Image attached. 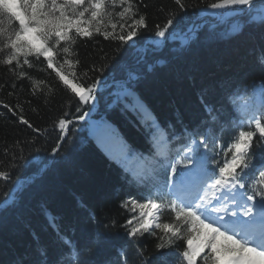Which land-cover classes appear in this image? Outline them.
<instances>
[{
  "label": "trees",
  "instance_id": "obj_1",
  "mask_svg": "<svg viewBox=\"0 0 264 264\" xmlns=\"http://www.w3.org/2000/svg\"><path fill=\"white\" fill-rule=\"evenodd\" d=\"M134 2L147 22L135 43L119 46V41L94 33L73 45V59L80 61L79 82L100 81L91 104H80L51 69L40 70L46 62L24 66L29 76L47 84L35 94L30 80H17L0 65V171L9 173L8 180L0 179V264H142L145 259L148 264H181L179 256L163 254L182 252L184 241L158 250L163 235L158 229L128 236L133 214L122 205L148 196L143 185L133 182L135 177L149 176L155 168L159 179H165L159 165L165 155L179 158L176 150L188 141V133L214 129L227 148L240 130L247 131L231 125L237 97H244L251 86H264V27L246 23L250 17L231 7L208 8L216 0H182L183 9L175 0ZM261 8L264 3L256 0L251 15ZM170 14L173 24L165 37H157L156 26L162 27ZM238 25H243L241 31H236ZM101 65L102 71H92ZM129 73L136 79L129 81ZM124 89L135 98L125 96ZM137 101L146 112L133 109ZM207 107L214 110L216 122ZM20 115L37 130L20 123ZM87 117L101 123L97 134L103 132L108 142L123 146L124 161L88 136ZM60 119L69 121L63 139ZM153 119L157 129L150 127ZM201 138L195 136L197 142ZM260 144L255 136L257 165L264 162ZM213 158L222 166L225 155ZM168 221L165 209L160 222ZM60 237L71 238L78 261L76 251L69 254ZM198 264H203L200 258Z\"/></svg>",
  "mask_w": 264,
  "mask_h": 264
},
{
  "label": "snow or ice",
  "instance_id": "obj_2",
  "mask_svg": "<svg viewBox=\"0 0 264 264\" xmlns=\"http://www.w3.org/2000/svg\"><path fill=\"white\" fill-rule=\"evenodd\" d=\"M175 4L181 9L185 7L182 0H175ZM255 4L256 0H216L209 3L208 8L231 7L250 17L246 23L264 27V8L259 9L257 15H251ZM172 24L170 14L162 27L156 26L155 35L165 37ZM146 28V17L140 14L134 0H0V65L7 66L17 80H30L35 94L37 90L43 91L47 84L29 76L23 70L24 66L31 69L46 62L40 70L51 69L59 81L70 87L80 104L88 105L96 100L100 81L94 80L87 85L79 82L76 69L80 61L73 59L77 56L73 49L77 39L91 38L95 33L119 41V46H123ZM242 28L243 25H238L236 31ZM260 63L264 65V57ZM104 67H94L92 71H102ZM133 79L136 77L129 73V81ZM12 86L14 88L15 84ZM48 91L53 89L48 88ZM261 92L264 94V86ZM127 94L131 95V92ZM3 107L17 115L8 104ZM133 109L142 113L147 111L138 101L133 104ZM207 111L216 122L214 110L207 107ZM86 115L88 113L78 119L83 120ZM242 116L231 126L242 129L247 123L249 129L254 125L255 130H240L227 148L221 138L216 137L214 129L188 133L186 139L189 142L177 151L178 159L173 161L167 155L163 157L159 168L164 170L165 179H159L155 168L149 176L134 178V183L148 190V196L143 202L130 199L122 205L127 207L130 203L133 210L139 209V216L127 221L128 236L136 237L154 227L163 233L159 237L161 242L156 245L158 250L174 241H184L186 247L182 252L163 254L179 256L181 264H198V258L203 264H264V162L254 163L252 151L257 134L260 146L264 147V104L257 110L244 111ZM18 119L33 128L23 115ZM68 124L65 119L58 121L61 139L68 132ZM145 126L149 127L147 123ZM150 127L158 128L154 119ZM224 130L221 126V133ZM197 134L202 136L199 142L195 140ZM152 135L155 137V131ZM58 150L59 144L52 149L53 153ZM220 152L225 155L222 166L213 158V154ZM209 164L215 167L210 168ZM0 179L8 180L9 173L0 171ZM170 196L173 198L168 199ZM165 209L169 221L160 222ZM134 220L137 221L135 225ZM60 240L69 254L76 251L78 261V249L71 238L60 237ZM138 255L143 257L144 253L141 251ZM142 264H148V261L145 259Z\"/></svg>",
  "mask_w": 264,
  "mask_h": 264
},
{
  "label": "rangeland",
  "instance_id": "obj_3",
  "mask_svg": "<svg viewBox=\"0 0 264 264\" xmlns=\"http://www.w3.org/2000/svg\"><path fill=\"white\" fill-rule=\"evenodd\" d=\"M130 92L128 90H124L123 93L126 96H130L133 97V94L131 92V95H128L127 93ZM264 104V94H262L261 92V86L259 85H255L252 86L250 89L247 90V93L245 95V97H237L236 101H235V105H236V120L237 122H239L243 116L242 113L246 110H257L261 107V105ZM257 114L259 115V113L257 112ZM87 123V127H88V134L90 136L95 135V141L101 145L102 147H104L107 150H111L112 153H116V159L120 160L122 157L120 155V153L122 152L123 146H118L115 144H112L110 142H108V138L107 135L104 134L103 132L96 134L97 131V124L95 121L91 120V119H87L86 121ZM245 128L249 129V127L247 126V123H245L244 125ZM250 130H255L254 129V125L252 126V128ZM258 136V134L256 135ZM107 138V140H106ZM128 207H130L132 209V205L128 204ZM133 212V217H138L139 216V209H135V210H131ZM132 217V218H133ZM137 221L134 220V225ZM133 225V226H134ZM155 228L153 227V229H151L150 231L154 230Z\"/></svg>",
  "mask_w": 264,
  "mask_h": 264
}]
</instances>
